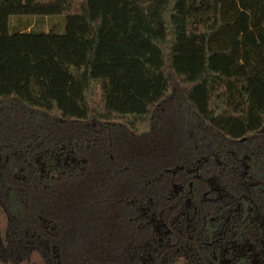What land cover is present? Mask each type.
<instances>
[{"label":"trees","instance_id":"obj_1","mask_svg":"<svg viewBox=\"0 0 264 264\" xmlns=\"http://www.w3.org/2000/svg\"><path fill=\"white\" fill-rule=\"evenodd\" d=\"M12 16H63V33H10ZM176 165L260 235L264 0H0V264H141L131 201Z\"/></svg>","mask_w":264,"mask_h":264},{"label":"flooded vegetation","instance_id":"obj_2","mask_svg":"<svg viewBox=\"0 0 264 264\" xmlns=\"http://www.w3.org/2000/svg\"><path fill=\"white\" fill-rule=\"evenodd\" d=\"M226 155L228 159L223 163L215 160L217 166L233 170L234 152L228 149ZM247 160L246 155L237 159L241 176L246 174ZM199 170L197 166L182 165L164 169L165 175L157 178L156 184L148 182L151 196L131 201L134 235L140 237L141 245V252L137 250L138 243L133 249L135 258L141 264H156L159 259L163 264H184L201 259V256H210L212 264H234L240 259L249 264H264V218L252 216L260 230L253 242L246 230L241 232L242 240H239V225L232 228L230 220L235 217L240 222L248 221L253 211L240 208L238 204L233 207L230 201L225 216L224 209L216 205L218 201L226 202L231 195L215 177L202 176ZM152 195L157 196V200ZM244 198L248 197L244 195ZM254 209L257 210L255 205ZM218 217L221 218L220 227L212 230L208 240L203 231L208 222H215Z\"/></svg>","mask_w":264,"mask_h":264},{"label":"rangeland","instance_id":"obj_3","mask_svg":"<svg viewBox=\"0 0 264 264\" xmlns=\"http://www.w3.org/2000/svg\"><path fill=\"white\" fill-rule=\"evenodd\" d=\"M63 16H12L9 20V32L15 33L19 31H28L33 33L47 32L53 30L58 34L63 33L64 29Z\"/></svg>","mask_w":264,"mask_h":264}]
</instances>
